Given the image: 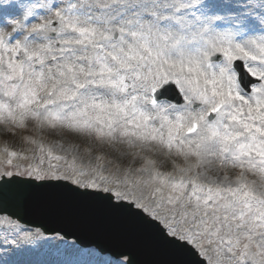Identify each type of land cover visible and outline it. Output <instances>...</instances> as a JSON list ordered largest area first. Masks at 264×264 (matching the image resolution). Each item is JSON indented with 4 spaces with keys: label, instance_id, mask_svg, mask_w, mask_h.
I'll return each mask as SVG.
<instances>
[{
    "label": "snow or ice",
    "instance_id": "obj_1",
    "mask_svg": "<svg viewBox=\"0 0 264 264\" xmlns=\"http://www.w3.org/2000/svg\"><path fill=\"white\" fill-rule=\"evenodd\" d=\"M0 137V264H264V0H0Z\"/></svg>",
    "mask_w": 264,
    "mask_h": 264
},
{
    "label": "water",
    "instance_id": "obj_2",
    "mask_svg": "<svg viewBox=\"0 0 264 264\" xmlns=\"http://www.w3.org/2000/svg\"><path fill=\"white\" fill-rule=\"evenodd\" d=\"M0 214L18 216L26 225L47 230L48 234H54L52 232L53 229L63 227V225L36 207H21L12 203L0 204ZM71 238L74 239V237H69V239ZM81 239L87 242L89 237L86 234H81Z\"/></svg>",
    "mask_w": 264,
    "mask_h": 264
},
{
    "label": "rangeland",
    "instance_id": "obj_3",
    "mask_svg": "<svg viewBox=\"0 0 264 264\" xmlns=\"http://www.w3.org/2000/svg\"><path fill=\"white\" fill-rule=\"evenodd\" d=\"M0 142H3V137H0ZM7 235H8L9 240L14 238V233H12L11 231H9ZM2 241H3V235L0 234V242H2Z\"/></svg>",
    "mask_w": 264,
    "mask_h": 264
}]
</instances>
